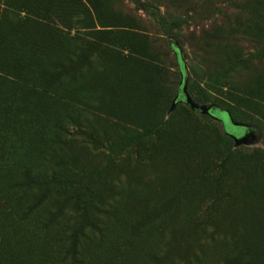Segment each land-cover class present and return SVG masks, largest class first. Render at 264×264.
I'll list each match as a JSON object with an SVG mask.
<instances>
[{
  "label": "rangeland",
  "instance_id": "obj_1",
  "mask_svg": "<svg viewBox=\"0 0 264 264\" xmlns=\"http://www.w3.org/2000/svg\"><path fill=\"white\" fill-rule=\"evenodd\" d=\"M263 132L264 0H0V264H264Z\"/></svg>",
  "mask_w": 264,
  "mask_h": 264
},
{
  "label": "trees",
  "instance_id": "obj_2",
  "mask_svg": "<svg viewBox=\"0 0 264 264\" xmlns=\"http://www.w3.org/2000/svg\"><path fill=\"white\" fill-rule=\"evenodd\" d=\"M152 18L163 31L164 36H170V29L171 26L168 25L167 21L164 19L163 15L156 9L152 8ZM171 50L177 56L176 48L174 45L170 44ZM178 58V56H177ZM180 66V64H179ZM183 73V72H182ZM187 94L193 99V101L198 105H205L207 104V99L203 97L204 94L203 89L194 81L189 80L187 85ZM205 95V94H204ZM181 97V92L178 94V99ZM216 111H220L217 108H212ZM221 112V111H220ZM260 138L264 145V132L260 134ZM63 167L68 169V175L71 177H64L62 178L58 172L55 170L50 172L48 175L36 177L37 181H34L32 177H27V182H93L81 188V195L75 200L74 206L76 208V218L73 223L72 232L69 235L70 245L66 248V254L73 259L75 263L74 257L77 253V243L79 239L83 238L85 235V230L89 227H94V224L91 222V219L88 215L91 212H103V215H106L105 211H110V207L108 203L101 198L102 195V185L98 182H105L106 181H98V180H88L87 177L84 175L83 172L78 174L77 168L70 167V164L65 163ZM76 175L78 177L76 178ZM72 178V180H71ZM104 184V185H105ZM78 186V185H77ZM69 187V183H68Z\"/></svg>",
  "mask_w": 264,
  "mask_h": 264
},
{
  "label": "water",
  "instance_id": "obj_3",
  "mask_svg": "<svg viewBox=\"0 0 264 264\" xmlns=\"http://www.w3.org/2000/svg\"><path fill=\"white\" fill-rule=\"evenodd\" d=\"M181 92H182V95H181V97H180V99H179V101L180 102H183L185 105H187V106H189V108L191 109V110H198L201 114H203V115H210L211 116V114H210V109H203V108H197V107H195V106H193L192 104H191V102H190V100L188 99V97L185 95V88H183L182 90H181ZM174 106H175V104H173L172 105V110H173V108H174ZM234 139V138H233ZM234 141L236 142V144L237 145H239V144H242L243 142H244V140L243 139H239V140H237V139H234Z\"/></svg>",
  "mask_w": 264,
  "mask_h": 264
}]
</instances>
